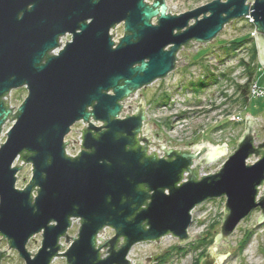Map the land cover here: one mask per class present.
I'll return each mask as SVG.
<instances>
[{"label": "water", "instance_id": "obj_1", "mask_svg": "<svg viewBox=\"0 0 264 264\" xmlns=\"http://www.w3.org/2000/svg\"><path fill=\"white\" fill-rule=\"evenodd\" d=\"M247 1L212 0L176 15L165 0H0V133L12 122L0 143V237L24 264H51L58 256L65 264H133L127 255L137 243L167 234L178 244L199 237L187 235L190 212L225 197L220 232L208 248L212 264H220L229 252L214 254L216 243L227 242L253 208L261 210L256 224L263 220L264 140L254 142L251 116L221 167L201 175L202 166L225 154L224 143L168 147L165 138L152 140L150 122L142 133L143 97L133 114L130 105L122 108L133 92L185 64L180 49L195 52L247 14L264 66V0ZM118 24L123 35L114 42ZM66 34L70 40L59 48ZM20 87L27 94L14 111L7 94ZM91 118L102 125L88 122L81 151L65 154L71 126ZM21 161L31 164L23 189L15 187ZM72 219L79 223L75 236L67 232ZM105 228L113 230L110 238L99 236ZM37 233L40 247L31 252L26 244ZM9 251L0 249V264Z\"/></svg>", "mask_w": 264, "mask_h": 264}, {"label": "rangeland", "instance_id": "obj_2", "mask_svg": "<svg viewBox=\"0 0 264 264\" xmlns=\"http://www.w3.org/2000/svg\"><path fill=\"white\" fill-rule=\"evenodd\" d=\"M146 1L152 2V0ZM210 1L212 0H165V3L168 13L178 15ZM251 2L252 0L247 1V3ZM122 35L123 26L118 24L114 28L113 39L118 41ZM253 36V22H247L244 17L234 19L231 23H226L211 42L196 45L195 52L193 49H180L177 57L178 59L181 58V62L185 64L177 65L165 78L154 81L138 90L139 96L142 95L146 103H151L149 113L153 120L150 123V125L153 124V129L150 128L149 131L152 135L155 136V132L158 134V131L165 132V137L169 142H172L171 145L180 143L186 148L202 142H209L212 145H222V143L226 145L225 154H221L212 162L202 166L201 175L214 173L235 149L238 138L245 130L244 120L246 116H251L256 124H252L254 142L259 143L264 140V98H251L242 103L236 94L237 85L242 86L248 82V77L245 75L246 68L239 61L242 58L247 59L252 54L253 48L256 50ZM238 38H247V40L236 48L229 47L230 42ZM68 40H70V35H64L60 45H64ZM248 62L251 63L252 70L256 69V64L259 63L258 58L256 60L248 59ZM263 67L260 65V68ZM217 78L220 79L217 87L211 89V86H207L208 89L205 93L196 92L193 94L194 99L188 101L190 96L186 92L203 90L191 82L195 83L199 79H204L207 84L211 85L210 83L215 82ZM181 93L187 94L186 99L180 98ZM26 94L25 87L11 90L10 105L17 108ZM182 100L185 102L182 107L177 106V109L171 111L174 103ZM165 103H170V105L161 109L160 112H157L158 114L155 113L158 116L154 118L152 114L157 110L155 106H162ZM184 105L185 107H183ZM175 112L179 113L175 115ZM236 117L239 121L233 119ZM154 123H157L156 126ZM11 124V121H7L3 126V132ZM93 124L95 126L102 125L97 122H93ZM157 126L161 129L156 131ZM74 127H79V124H74ZM169 129L175 131L170 132ZM4 139L3 133L0 135V142ZM150 147L154 148L151 145ZM255 161L254 156L247 159L250 164ZM22 163L24 162L21 161L18 165H22ZM30 176L31 164L24 163L16 173L15 187L23 189ZM33 194L36 195V191ZM259 196H264V182L259 188L258 198ZM224 202L225 197L206 200L190 212L191 222L187 228V235H198L199 237H193L183 244H178V238L167 234L158 242L146 241L133 245L127 258L133 264L135 260H142L147 257L151 258L148 264H212L213 258L211 253L208 254L210 251L208 248L220 232ZM260 213L259 207L253 208L227 236V242L222 239L216 243L214 254L222 255L229 252L220 264H252V261L264 264V218L256 224ZM78 227V221L74 220L67 231L69 236H75ZM113 233V230L106 228L100 237L103 239L110 238ZM205 236L210 238L206 237L203 240ZM41 238L40 233L33 235L28 240L26 248L31 252L37 250L40 247ZM211 238L212 242L207 244ZM64 241V237H62L60 239L62 244L60 252H64L68 247V243ZM222 243L225 245L222 246ZM2 247H6L5 241H0V249ZM5 249L10 251L2 259L1 264H24L15 250ZM51 264H65V259L62 256L55 257Z\"/></svg>", "mask_w": 264, "mask_h": 264}, {"label": "built area", "instance_id": "obj_3", "mask_svg": "<svg viewBox=\"0 0 264 264\" xmlns=\"http://www.w3.org/2000/svg\"><path fill=\"white\" fill-rule=\"evenodd\" d=\"M244 19H246V21L247 22H249V23H251V22H253V20H252V18H251V16L250 15H248V16H245L244 17ZM113 31V30H112ZM112 31H111V34H112ZM63 37V36H62ZM62 37H60V39H59V43H61L62 42ZM112 40L114 41V42H118V41H115L114 39H113V36H112ZM61 47H63V45L61 46V45H59V48H61ZM197 47V46H196ZM58 48V49H59ZM58 49H56V50H54V52H56ZM263 69H264V67H263ZM246 80H247V78H246ZM245 80V81H246ZM157 81V80H156ZM217 81V82H216ZM215 81V83H212L211 85H209V86H211V89H213V88H215V87H217V85H218V81L220 82V79L219 78H217V80ZM208 88H206V89H204V90H202V91H200L199 92V94H203V93H205L206 92V90H207ZM11 92V91H10ZM10 92L7 94L8 95V105L10 106V107H13L12 105H10V101H9V96H10ZM187 94H189V96H190V99L188 100V101H192V99H194L193 98V94L194 93H196V92H194V91H189V92H186ZM187 94H180L181 96H180V98L181 99H183V98H185L186 99V95ZM139 94H138V90L137 91H135V92H133V95L132 96H128L127 98H126V100L122 103V108H127L128 107V105H130L131 106V108H130V114H133L134 113V111H135V109H136V105H134L133 103H135V104H137L138 102H139V100L143 97L142 95L141 96H139ZM247 96H248V98H249V100L251 99V98H264V85H259L258 84V82L253 78V79H251L250 81H249V85H248V91H247ZM4 98V100H7V96H4L3 97ZM176 98V97H175ZM179 97H178V99H180ZM165 102V101H164ZM163 102V103H164ZM185 102H184V100H182V101H180V102H177V103H174V105L172 106V108H171V111H173L174 109H177L176 107L177 106H181L182 107V105L184 104ZM194 103H196L195 101H194ZM189 104H192V103H190L189 102ZM145 105H146V107H145V114L147 115V117H148V120L147 121H144V123H143V127H146V124H148L149 122L150 123H152V118H151V115H150V113H149V109L151 108V103H149V102H147L146 103V101H145ZM170 105V103H165V104H162V106H159V105H157V106H155V109H157L156 111H154L153 112V116H154V118L155 117H157L158 115H155V113H157V112H160V110L161 109H165V108H167L168 106ZM193 105V104H192ZM183 107H185V105L183 106ZM14 108V107H13ZM15 109L16 108H14V111H15ZM173 109V110H172ZM175 111H178V110H175ZM126 113H129V111H128V109H125V110H121V112L119 113V118H124L126 115ZM149 113V114H148ZM179 113V112H178ZM177 112H175V115H177L178 114ZM158 114V113H157ZM174 115V116H175ZM233 119H235V120H238V118L236 117V118H233ZM157 121V120H156ZM239 121V120H238ZM88 122H90V123H92L93 124V122H95L92 118L91 119H89V121H87V122H83L82 120H80V121H77L75 124H79V127H74V124L71 126V128H70V131H69V133L65 136V138H64V141L66 142L67 140H69V141H71L70 143H67L66 144V146H65V154H68L69 156H71V157H75L76 155H77V153L78 152H80L81 151V147H80V145L82 144V138L80 137L81 135H82V133H81V129L84 127V126H88ZM97 123H99V124H102L100 121H96ZM155 122V121H154ZM12 123V122H11ZM156 124L157 123H154V126H156ZM95 125V124H94ZM145 125V126H144ZM4 126V125H3ZM99 126H101V125H99ZM150 127H151V129H153V124H151L150 125ZM9 128V127H8ZM155 129V128H154ZM159 129H161V128H159L158 126H157V128H156V131L157 130H159ZM6 131L7 130H5L4 132H3V128H2V131H1V133H0V135H2L3 133H6ZM169 131L171 132H173V131H175V130H173V129H169ZM169 131H167V132H169ZM155 132V131H154ZM160 132L161 131H158V134H160ZM142 133L144 134V129H142ZM156 134H155V136L154 135H152V133H150L151 135H152V140L153 141H158V142H162L163 140H164V138H165V144L168 146V147H176L175 145L176 144H173V145H171L172 144V142H169V140L165 137V132H161V134L160 135H158L157 134V132H155ZM4 136H5V134H4ZM6 137V136H5ZM5 140V139H4ZM4 140L3 141H1L0 143H3L4 142ZM73 140L74 141H77V142H73ZM80 144V145H79ZM151 146H153V145H151ZM183 146V145H182ZM71 147H73V149L71 148ZM154 147V146H153ZM150 149L151 150H154L155 149V147L154 148H151L150 147ZM158 152L159 153H161L159 150H158ZM74 220H77L78 221V219H72V222L74 221ZM72 222H71V225H72ZM79 224V223H78ZM106 229V228H105ZM104 229V230H105ZM103 233V232H102ZM102 233H99V236H100V234H102ZM0 239H2L1 237H0ZM5 248H8V249H10L9 247H8V245H7V243H6V247Z\"/></svg>", "mask_w": 264, "mask_h": 264}, {"label": "trees", "instance_id": "obj_4", "mask_svg": "<svg viewBox=\"0 0 264 264\" xmlns=\"http://www.w3.org/2000/svg\"><path fill=\"white\" fill-rule=\"evenodd\" d=\"M246 40H247V38H238V39H235V40H233V41L230 42L229 47L231 46L232 49H233V48H236L238 45H242ZM234 57H235V56H234ZM248 59H250V60H256V59H257V51H256L254 48H253L252 54L249 55V57H247V59L242 58V59L239 61L240 64H241L242 66H245V68H246V73H245V75H247V77H248V82H247V83L243 84L242 86L237 85V87H236V94H237V96L239 97V100L242 101V103H245V101L247 102V101L249 100V98H248V96H247V91H248L249 81H250L251 79H253L254 76H255V74L257 73V72H256V69L252 70V68H251V63L248 62ZM205 79H206V78H205ZM216 82H217V81H216ZM212 83H215V82H212ZM212 83H210V84H212ZM191 84H195V85H197V86L203 88V90H204L207 86H209V84H207V83L204 81V79H199V80H197V82H195V83H194V82H193V83L191 82ZM201 91H202V90H201ZM194 92L199 93L200 91H195V90H194ZM162 103H163V102H162ZM206 237H208V236H205V237L203 238V240L206 239ZM208 238H210V237H208ZM211 242H212V238L208 240L207 244H210Z\"/></svg>", "mask_w": 264, "mask_h": 264}, {"label": "crops", "instance_id": "obj_5", "mask_svg": "<svg viewBox=\"0 0 264 264\" xmlns=\"http://www.w3.org/2000/svg\"><path fill=\"white\" fill-rule=\"evenodd\" d=\"M256 71L257 73L255 74L254 79L258 82L259 85H264V69L260 68L259 64H256Z\"/></svg>", "mask_w": 264, "mask_h": 264}, {"label": "bare ground", "instance_id": "obj_6", "mask_svg": "<svg viewBox=\"0 0 264 264\" xmlns=\"http://www.w3.org/2000/svg\"><path fill=\"white\" fill-rule=\"evenodd\" d=\"M215 146V145H214ZM252 264H259L257 261H252Z\"/></svg>", "mask_w": 264, "mask_h": 264}, {"label": "flooded vegetation", "instance_id": "obj_7", "mask_svg": "<svg viewBox=\"0 0 264 264\" xmlns=\"http://www.w3.org/2000/svg\"><path fill=\"white\" fill-rule=\"evenodd\" d=\"M0 241H5L4 239L2 240V239H0ZM6 242V241H5Z\"/></svg>", "mask_w": 264, "mask_h": 264}, {"label": "clouds", "instance_id": "obj_8", "mask_svg": "<svg viewBox=\"0 0 264 264\" xmlns=\"http://www.w3.org/2000/svg\"><path fill=\"white\" fill-rule=\"evenodd\" d=\"M259 64V63H258ZM260 65V64H259Z\"/></svg>", "mask_w": 264, "mask_h": 264}]
</instances>
